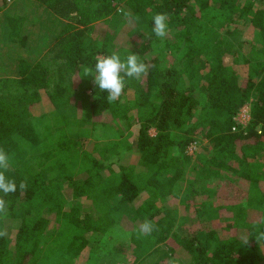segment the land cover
Masks as SVG:
<instances>
[{"label": "trees", "instance_id": "trees-1", "mask_svg": "<svg viewBox=\"0 0 264 264\" xmlns=\"http://www.w3.org/2000/svg\"><path fill=\"white\" fill-rule=\"evenodd\" d=\"M11 1L0 0V46L25 48V18L8 13ZM33 1L55 17L47 43L53 68L20 56L0 94V147L12 158L6 175L17 185L28 181L4 197L9 211L0 229L17 225L13 240L0 237V264H76L117 226L130 231L134 264L162 245L153 264H264V241L243 244L264 217V0ZM157 13L169 17L163 40L152 33ZM98 23L133 25L132 42L93 36ZM128 49L149 71L126 77L123 95L109 104L83 70L98 55L123 58ZM41 94L52 106L50 125L45 114L34 115ZM247 103L250 119L241 128L234 118ZM97 124L114 137L86 149ZM196 136L210 155L201 154L198 173L188 176L185 148ZM124 153L127 162L118 158ZM220 174L235 178L207 207L196 199L197 184ZM146 218L158 231L138 238L134 228Z\"/></svg>", "mask_w": 264, "mask_h": 264}, {"label": "rangeland", "instance_id": "rangeland-1", "mask_svg": "<svg viewBox=\"0 0 264 264\" xmlns=\"http://www.w3.org/2000/svg\"><path fill=\"white\" fill-rule=\"evenodd\" d=\"M6 10L9 14L20 15L25 18L24 28L29 38L27 41V46L25 48H19L16 44L12 43H7L6 45L0 46V94L7 90V79L13 78L14 62L20 56L24 58H35L36 60L45 61L47 65L53 68L51 55L48 53L47 43L50 39L49 31L51 28L53 29L54 27L52 21L55 20V17L52 16L46 8H44L33 0L11 1L7 4ZM131 26L133 25L128 24L127 26L116 30L117 28H112L108 25L98 23L95 26L93 36H97L98 38L99 36L108 37L110 35H113L114 44L116 46H125L127 41L132 42L131 38L127 36V34L130 32L128 31V29ZM239 39L241 41V39L243 40L244 37L238 38V40ZM213 48L216 47H212L211 49ZM222 50L223 49L221 48L214 49V51H216V54L220 53ZM78 83V79H73V86H71L73 89H75V92H77L76 89L79 87ZM88 93H90V91H88ZM41 97L42 99H40V103L36 105V108L34 109V115L38 116L41 114H45L43 121L48 122L46 124L50 125V119L52 117V106L45 97V94H41ZM130 97L131 95L129 96V98ZM247 104L250 107V104ZM76 112V115L78 117H81L82 108L80 109V107L77 106ZM242 120H244L245 122L247 121V119L244 117H242ZM247 124L248 122H246V125ZM94 127L95 128L89 131V135L84 141V147L86 149L93 148L95 142H106L114 137V130L112 128H102L100 124H97ZM150 134L154 135V130H151ZM196 137L198 139H196ZM196 137H194L193 141L190 142L185 148L187 155L190 157L188 166L186 167L188 176H190L191 174L196 175L198 173L195 172L194 169L200 168V161L201 159H203L201 154L204 155L203 151L200 150V146L204 145L205 141H203L198 136ZM258 145L262 149H264V140L259 142ZM209 155L210 154L207 153L204 156L207 158L209 157ZM118 158L121 159V161L125 162L130 160L129 155H126V153L122 154L121 157ZM118 158L112 156L111 158H109V161H115ZM261 162L263 163V160ZM228 175L229 174H220V176H217L215 178L213 177L209 178L206 181H201L202 183L199 182L197 184V187L199 186L198 191L200 195L196 199L200 202H206L207 207L214 208V206L218 202V196H216L218 190L223 188L230 178H235L234 175H229L230 177H228ZM235 181L238 182V184H241L242 186L246 185V183L243 182L241 179H236ZM172 199L173 197L170 200ZM16 225L17 223L10 221L6 222L5 224V229L7 232L6 235H9V238L12 240L14 239ZM124 229L120 226H117V228H115L109 235L102 238V241L100 242L99 246L97 245L99 241L92 242L91 247L94 250L93 252L94 256L96 255V259L94 256L88 260L78 258L75 261L77 262L76 264H134L135 256L132 253L133 246L130 242V231ZM157 248V251L145 260H143L141 264L155 263L166 250L163 245Z\"/></svg>", "mask_w": 264, "mask_h": 264}, {"label": "clouds", "instance_id": "clouds-1", "mask_svg": "<svg viewBox=\"0 0 264 264\" xmlns=\"http://www.w3.org/2000/svg\"><path fill=\"white\" fill-rule=\"evenodd\" d=\"M126 19L136 20L131 12L123 13ZM169 17L166 13H157L152 17V33L163 40L169 31ZM129 54L122 58L119 52L113 51L109 55H98L95 59L94 68L85 67L84 76H92L93 83L100 91H106V100L109 104L118 101L124 93L126 77L141 79L149 71L148 65L141 61L139 55L129 51ZM12 167L10 154L0 147V219L7 217L9 211V201L4 197L15 193L17 188L24 191L28 187L27 178L20 180L19 184L15 179L9 178L6 173ZM134 231L137 237H148L154 231H158L156 225L149 219H144L138 224ZM7 234L6 229H0V237ZM249 237H255L257 243L264 241V217L255 221V230L243 238V244H247ZM168 264H176L174 259H170Z\"/></svg>", "mask_w": 264, "mask_h": 264}, {"label": "built area", "instance_id": "built-area-1", "mask_svg": "<svg viewBox=\"0 0 264 264\" xmlns=\"http://www.w3.org/2000/svg\"><path fill=\"white\" fill-rule=\"evenodd\" d=\"M242 117L247 119L246 122H249L250 107L248 106V104L242 106L234 118V121L236 122V124L239 125L241 128L246 126V122L242 120ZM233 131H236V128H233Z\"/></svg>", "mask_w": 264, "mask_h": 264}, {"label": "crops", "instance_id": "crops-1", "mask_svg": "<svg viewBox=\"0 0 264 264\" xmlns=\"http://www.w3.org/2000/svg\"><path fill=\"white\" fill-rule=\"evenodd\" d=\"M13 77H15V74L13 75Z\"/></svg>", "mask_w": 264, "mask_h": 264}]
</instances>
